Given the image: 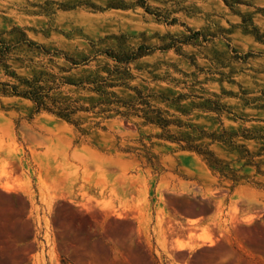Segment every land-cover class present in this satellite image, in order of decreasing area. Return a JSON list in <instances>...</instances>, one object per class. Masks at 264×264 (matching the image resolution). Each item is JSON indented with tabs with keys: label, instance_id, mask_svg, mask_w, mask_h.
I'll return each instance as SVG.
<instances>
[{
	"label": "rangeland",
	"instance_id": "obj_1",
	"mask_svg": "<svg viewBox=\"0 0 264 264\" xmlns=\"http://www.w3.org/2000/svg\"><path fill=\"white\" fill-rule=\"evenodd\" d=\"M0 264H264V0H0Z\"/></svg>",
	"mask_w": 264,
	"mask_h": 264
},
{
	"label": "trees",
	"instance_id": "obj_2",
	"mask_svg": "<svg viewBox=\"0 0 264 264\" xmlns=\"http://www.w3.org/2000/svg\"><path fill=\"white\" fill-rule=\"evenodd\" d=\"M225 3L228 5V0H225ZM142 48H144V46H140L139 50H141Z\"/></svg>",
	"mask_w": 264,
	"mask_h": 264
}]
</instances>
